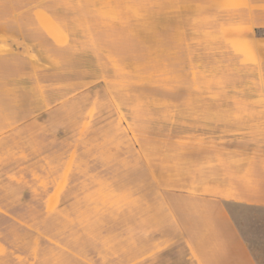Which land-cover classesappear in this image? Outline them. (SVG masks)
<instances>
[{
    "label": "rangeland",
    "instance_id": "rangeland-1",
    "mask_svg": "<svg viewBox=\"0 0 264 264\" xmlns=\"http://www.w3.org/2000/svg\"><path fill=\"white\" fill-rule=\"evenodd\" d=\"M208 1L0 0L1 176H19L20 159H37L22 171L41 192L57 186L34 227L56 248L11 230L0 264H144L134 259L152 251L169 255L151 263L181 262L174 258L185 245L167 244L182 236L169 200L179 214L190 211L165 192L214 179L210 150L238 135V110L253 106L260 74L253 53L241 58L239 45L226 43ZM229 211L242 228L255 215L233 204Z\"/></svg>",
    "mask_w": 264,
    "mask_h": 264
},
{
    "label": "crops",
    "instance_id": "crops-1",
    "mask_svg": "<svg viewBox=\"0 0 264 264\" xmlns=\"http://www.w3.org/2000/svg\"><path fill=\"white\" fill-rule=\"evenodd\" d=\"M208 3L220 13L226 43L239 45L241 58H246L244 52L253 53L260 74L255 80L253 106L238 110V135L230 140L229 145L225 141L218 146L214 143L210 150L213 161L206 168L209 170L212 167L211 170L217 173L214 179L208 178L206 184H194V192H165L169 197L185 200L188 203L185 208L190 211L185 215L179 214L175 204L169 200L175 209L172 212L173 227L180 229L182 236H174V240L170 239L167 244L185 245L186 252L174 258L181 261L179 264H264V0H209ZM234 31H238V34L232 35ZM4 137L5 134L0 135V141ZM219 146L222 147L220 151ZM67 161L69 155L63 163ZM23 165L16 166L19 171L15 173L22 171ZM70 172L71 169L67 176L62 174L67 182ZM12 177L15 180L23 179L15 174L1 176L0 172V189ZM35 179L41 180L42 177L36 176ZM54 183L45 202L56 191ZM68 183L63 191L68 188ZM230 204L253 208L255 215L252 222L242 221L244 228L242 224L238 225L229 211ZM166 242L161 239L159 247ZM168 255L163 251H152L134 261L142 259L144 264H158L151 261L163 262ZM76 257L86 260L85 257Z\"/></svg>",
    "mask_w": 264,
    "mask_h": 264
},
{
    "label": "trees",
    "instance_id": "trees-1",
    "mask_svg": "<svg viewBox=\"0 0 264 264\" xmlns=\"http://www.w3.org/2000/svg\"><path fill=\"white\" fill-rule=\"evenodd\" d=\"M48 118L47 115L44 113L39 116L38 121L42 120L45 121ZM41 135V134H40ZM39 135V136H40ZM40 139L44 141L50 140L51 136L46 135L45 137H39ZM60 142L64 141L63 135L59 138ZM49 142V141H48ZM58 143V145H61V143ZM56 148V144L54 146ZM58 147V146H57ZM134 147V146H133ZM135 150V149H134ZM136 151V150H135ZM69 152V151H68ZM68 152L66 154H68ZM66 158V157H65ZM64 158V159H65ZM21 161V160H20ZM19 161V162H20ZM37 159H33L32 161H26V162H35ZM18 162V163H19ZM26 162H22L24 165L27 164ZM16 164V166H20L21 164ZM29 164V163H28ZM139 166L141 168V172L143 176L145 175L146 178L149 179V175L146 172L145 165L142 162V160L139 158ZM2 166L1 168H3ZM33 169L36 171L38 176H41L43 173L40 170L39 162H37L36 165H33ZM19 174L29 182L34 183V187H27V185H24L23 183H17L14 181L7 180L6 183L12 185L13 187L19 188V191H16L17 194H12L11 191H7V188L4 186V188L0 189V242L4 245H8L6 238L8 232L11 233L12 231L20 232L21 234L25 235V241H32L34 238L39 239L40 246L44 245H51L53 249H55V245L50 244L45 238L40 237L38 232L34 227L38 226L39 223L41 224L43 219L47 216V210L45 207V199L47 197V192H41V187L39 184V181L34 182V177L30 175L28 172L20 171ZM73 174H71L69 178V184L71 182V177ZM6 189V190H5ZM51 188L48 189L50 191ZM69 188H66L60 196V206L61 203H63V197L67 193ZM38 194H37V193ZM37 194V195H35ZM13 197V198H12ZM19 197V198H18ZM35 220V221H34ZM34 222L36 225H34ZM46 236H48V233H44ZM24 242H20L21 245L24 246ZM49 244H48V243ZM63 246L69 249L70 252H74L79 257H85V255H80L77 251L74 249H71L68 245ZM24 248L21 247V250H18L17 252L20 254H24ZM92 255H89L87 257H91ZM15 260V259H14ZM16 262V261H14Z\"/></svg>",
    "mask_w": 264,
    "mask_h": 264
}]
</instances>
